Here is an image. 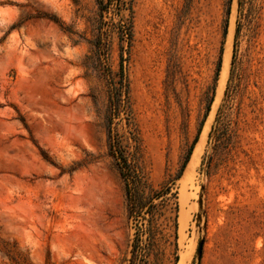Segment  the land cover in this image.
<instances>
[{
  "label": "rangeland",
  "instance_id": "1",
  "mask_svg": "<svg viewBox=\"0 0 264 264\" xmlns=\"http://www.w3.org/2000/svg\"><path fill=\"white\" fill-rule=\"evenodd\" d=\"M132 9L130 44L111 32L98 51L96 0H0V264H129L136 226L105 121L120 72L152 183L189 155L183 226L145 264H264V0Z\"/></svg>",
  "mask_w": 264,
  "mask_h": 264
},
{
  "label": "trees",
  "instance_id": "2",
  "mask_svg": "<svg viewBox=\"0 0 264 264\" xmlns=\"http://www.w3.org/2000/svg\"><path fill=\"white\" fill-rule=\"evenodd\" d=\"M96 1L100 17L97 40L93 42L96 50L108 48L106 39L111 32L117 34L123 49L124 43L129 45L132 39L133 0ZM124 11L128 12L127 16L123 14ZM108 12L111 13V17L105 20L104 13ZM106 75L108 102L105 121L108 153L113 157L124 182L128 217L135 221L136 226L129 264H145V257L153 253L158 244L168 239L170 234L167 230L170 226H173L174 237H176L179 205L175 181L181 176L189 155L175 177L161 182L158 186L154 185L144 170L141 160L139 138L133 126L129 82L122 72L118 73L116 79L110 77L108 73ZM116 118L117 124L125 123L133 143L129 140L124 142L123 134H120L113 125ZM190 152L191 149L188 154Z\"/></svg>",
  "mask_w": 264,
  "mask_h": 264
},
{
  "label": "bare ground",
  "instance_id": "3",
  "mask_svg": "<svg viewBox=\"0 0 264 264\" xmlns=\"http://www.w3.org/2000/svg\"><path fill=\"white\" fill-rule=\"evenodd\" d=\"M196 151H197V149H195V151H194V153H193V155L191 157V163H194ZM183 204H184V202L182 200L181 201V207H183ZM178 220H179V228L181 229L182 226H183V220H184V212L182 210L179 212Z\"/></svg>",
  "mask_w": 264,
  "mask_h": 264
},
{
  "label": "water",
  "instance_id": "4",
  "mask_svg": "<svg viewBox=\"0 0 264 264\" xmlns=\"http://www.w3.org/2000/svg\"><path fill=\"white\" fill-rule=\"evenodd\" d=\"M199 250H201V245L199 246Z\"/></svg>",
  "mask_w": 264,
  "mask_h": 264
}]
</instances>
